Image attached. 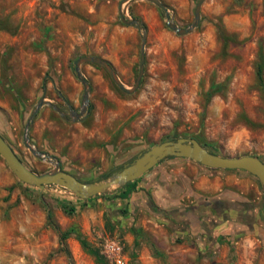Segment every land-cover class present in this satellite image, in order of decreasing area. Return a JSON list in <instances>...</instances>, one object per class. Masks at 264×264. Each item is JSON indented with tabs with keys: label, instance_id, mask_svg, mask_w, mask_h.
I'll return each mask as SVG.
<instances>
[{
	"label": "rangeland",
	"instance_id": "rangeland-1",
	"mask_svg": "<svg viewBox=\"0 0 264 264\" xmlns=\"http://www.w3.org/2000/svg\"><path fill=\"white\" fill-rule=\"evenodd\" d=\"M122 1L0 0V134L18 158L37 174L59 162L86 183L104 181L150 147L178 138L195 139L221 156L264 162V0H204L198 26L183 36L152 3ZM161 2L177 26L193 22L198 0ZM120 7L146 30L140 84L127 94L104 68L82 64L88 114L72 121L69 110L80 112L84 92L73 67L78 57H100L126 88L135 84L142 31L121 22ZM42 95L64 116L41 107L29 142L52 160L35 157L23 144ZM160 166L159 181L176 180L178 199L155 213L150 205L159 198L118 199L119 187L88 199L55 185L39 190L21 183L0 156V264H117L104 252L107 241L121 247L124 264H264V190L256 178L181 158L165 159L147 173ZM202 196L246 201L251 217L222 222L205 236L197 218L193 224L172 218ZM48 213L71 232L69 256ZM132 227L140 229L138 237Z\"/></svg>",
	"mask_w": 264,
	"mask_h": 264
},
{
	"label": "water",
	"instance_id": "water-1",
	"mask_svg": "<svg viewBox=\"0 0 264 264\" xmlns=\"http://www.w3.org/2000/svg\"><path fill=\"white\" fill-rule=\"evenodd\" d=\"M129 0H123L122 3ZM152 3L157 9L161 10L166 17V25L175 34L179 36L186 35L195 29L200 20V8L204 0H198L193 11V22L186 28L177 26L170 20L167 7L161 2V0H142ZM119 17L123 24L134 27L142 31V46L140 51V63L138 75L135 84L131 88H126L123 83L118 79L115 70L111 64L97 56H80L73 61L74 72L77 79L83 86L82 96V108L79 113L69 110V115L72 117V121L82 120L84 116L88 114L87 108L89 104L88 95L90 86L86 78L81 71V65L85 63L96 64L106 70L108 75L114 84L123 92L127 94L134 93L142 79L143 67L145 60L144 45L146 39V30L143 29L141 24L136 19H128L121 7L119 8ZM49 79L46 76L45 80ZM50 106L61 116L64 113L60 109L44 100V95L40 98L34 110L31 112L24 129V146L35 157H44L45 159L52 160V156L46 153H41L35 150L29 142V129L31 124L43 106ZM0 156L4 159L9 170L14 176L21 182L29 186H35L39 190H44L46 186L55 185L62 189L68 190L71 195L79 199H88L93 196L105 193L112 187H121L125 184L132 182L151 169H153L160 161L167 157H177L191 160L202 167L211 169H223V170H240L244 171L257 179L260 186L264 188V162L254 156H241V157H226L209 152L195 139L178 138L172 141H166L156 144L143 153L139 154L131 163L123 166V168L107 178L104 181L97 183H86L78 180L69 172H65L61 169L59 162H53L54 169L52 171L37 174L31 171L27 166L18 158L12 147L0 134Z\"/></svg>",
	"mask_w": 264,
	"mask_h": 264
},
{
	"label": "flooded vegetation",
	"instance_id": "flooded-vegetation-1",
	"mask_svg": "<svg viewBox=\"0 0 264 264\" xmlns=\"http://www.w3.org/2000/svg\"><path fill=\"white\" fill-rule=\"evenodd\" d=\"M252 206L248 202H233L216 197H198L189 206L179 207L171 213L172 218L181 219L186 224H193L197 218V226L203 236L211 233L216 225L233 218L243 222L251 217ZM254 209V208H253ZM252 209V210H253Z\"/></svg>",
	"mask_w": 264,
	"mask_h": 264
},
{
	"label": "crops",
	"instance_id": "crops-1",
	"mask_svg": "<svg viewBox=\"0 0 264 264\" xmlns=\"http://www.w3.org/2000/svg\"><path fill=\"white\" fill-rule=\"evenodd\" d=\"M174 158L179 159L176 157H174ZM163 167L164 166H160L159 169H156L155 171L151 172L150 174L146 173V174L141 176V178H140V179H142L141 181L142 182L145 181V182H143V186L136 187V190L140 191L139 194L136 193V195H138V197H140V196L142 197V196H144V193L146 192L147 194L151 195L154 199L159 198L160 201H157V203H156L157 207H159V208L161 207V208L165 209V208L172 207L173 204L175 203L176 199H178V197L173 196V193H176L177 189L179 187L177 186L178 184H177L176 180H169L167 178L164 181L161 179L159 181L158 175H160L159 172ZM142 189H145L144 193L141 191ZM173 207H175V206H173ZM254 215H255V213L253 214V216ZM230 220H233V218ZM234 221L240 222L239 220H234ZM225 222H229V221L227 220ZM224 224L225 223H223L221 225L223 226Z\"/></svg>",
	"mask_w": 264,
	"mask_h": 264
},
{
	"label": "trees",
	"instance_id": "trees-1",
	"mask_svg": "<svg viewBox=\"0 0 264 264\" xmlns=\"http://www.w3.org/2000/svg\"><path fill=\"white\" fill-rule=\"evenodd\" d=\"M140 24H141V26L144 28V26L142 25V23L141 22H139ZM259 75H260V72H259ZM6 140V139H5ZM201 144V143H200ZM202 145V144H201ZM203 147H205L204 145H202ZM206 148V147H205ZM209 152H211V153H214V154H217L216 152H214V151H212V150H209V149H207ZM169 158H174V157H167V158H165V159H169ZM165 159H163L162 161H160L156 166H158L159 164H161L163 161H165ZM182 160H185L184 158H181ZM155 166V167H156ZM205 169H207V170H212V171H216L217 169H211V168H205ZM152 170V169H151ZM222 171H228V172H230V171H237V172H243V173H245L246 174V172H244V171H240V170H222ZM109 176V174H104L102 177L103 178H107ZM75 178H77V177H75ZM141 177H139L138 179H136V180H134V181H132V182H129V183H127V184H125L124 186H121V187H119L118 188V192H119V194H118V196H117V198L118 199H122V200H127V199H130L131 198V196L132 195H134V194H139V192L140 191H138V190H136V182H138V180L140 179ZM78 179V178H77ZM78 180H80V179H78ZM80 181H82V180H80ZM83 182V181H82ZM262 188V190H264V188L263 187H261ZM138 191V192H137ZM143 193L145 192L144 190H141ZM144 196L146 197V199H147V201H148V203H149V201L151 200L152 201V198H151V196L149 195V194H147L146 192L144 193ZM150 205V204H149ZM151 206V208L153 209V211L155 212V213H160V212H162V210L159 208V207H157V206H155V205H150ZM71 211H73V209L71 210ZM264 211V208H263V205H260V212H261V214H262V212ZM123 213H125V212H123ZM47 219H48V222L55 228V230H56V232H57V235H58V238H59V244H60V246H61V249L67 254V256H69L70 254H69V251H68V249H67V246H66V239L69 237V234L71 233L70 231H62L58 226H56L52 221H51V215H50V213H48L47 214ZM261 220L264 222V217H262V215H261ZM132 231H134V233H135V237H138L139 235H140V229H135L134 227H132ZM77 240L83 245V247L84 246H86V244H85V242H84V240H83V238L81 237V236H77Z\"/></svg>",
	"mask_w": 264,
	"mask_h": 264
},
{
	"label": "built area",
	"instance_id": "built-area-1",
	"mask_svg": "<svg viewBox=\"0 0 264 264\" xmlns=\"http://www.w3.org/2000/svg\"><path fill=\"white\" fill-rule=\"evenodd\" d=\"M104 252L108 258L117 264H124L121 259V247L114 241H107L104 246Z\"/></svg>",
	"mask_w": 264,
	"mask_h": 264
}]
</instances>
